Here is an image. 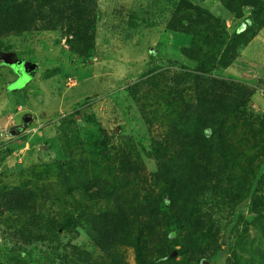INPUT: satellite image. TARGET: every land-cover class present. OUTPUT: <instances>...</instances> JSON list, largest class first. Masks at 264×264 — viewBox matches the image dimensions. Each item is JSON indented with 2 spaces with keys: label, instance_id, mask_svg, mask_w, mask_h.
I'll return each mask as SVG.
<instances>
[{
  "label": "trees",
  "instance_id": "trees-1",
  "mask_svg": "<svg viewBox=\"0 0 264 264\" xmlns=\"http://www.w3.org/2000/svg\"><path fill=\"white\" fill-rule=\"evenodd\" d=\"M219 1L233 18L242 20L245 30L230 36L225 21L198 0H176L167 31L185 37L187 46H178L186 60L181 67L185 71L158 73L161 68L155 67L127 89L128 99L135 101L140 114L141 128L146 129L141 135L150 142L147 155L156 162L157 172L151 180L138 176L131 182L124 175L143 164L136 159L137 152L128 150H122L119 171L100 164L95 172L96 160L110 157L106 148L100 152L87 135L63 163L37 167L38 173L54 174L57 181L22 191L0 180V242L4 248L16 246L30 253L37 251V243L49 241L48 249L54 245L61 252L55 255L59 264H125L129 249L136 254V264H235L230 256L240 231L237 208L251 196L257 197L264 184V176L258 173L264 170V147L258 149L261 160L244 163L248 170L237 161L240 152L234 139L247 126L250 133L261 130L251 138L260 146L264 115L252 108L256 85L240 84L214 72L229 68L264 29V0ZM99 18L98 0H0V55L12 73L6 86L19 79L11 67L27 60L16 59L6 39L63 31L70 50L89 61L94 58ZM204 57L206 63L200 62ZM191 68L192 76L185 77ZM171 80L182 84L168 83ZM161 120L175 122L166 138L153 129ZM87 121L92 129V122L99 124L95 118ZM229 121L232 128L226 131ZM99 126L95 130L100 143L106 145ZM88 134L92 136L93 131ZM208 202L212 208L205 210ZM78 226L82 242L65 239ZM246 232L243 228L240 239ZM258 262L264 264V258Z\"/></svg>",
  "mask_w": 264,
  "mask_h": 264
},
{
  "label": "rangeland",
  "instance_id": "rangeland-1",
  "mask_svg": "<svg viewBox=\"0 0 264 264\" xmlns=\"http://www.w3.org/2000/svg\"><path fill=\"white\" fill-rule=\"evenodd\" d=\"M175 1L98 0L100 18L96 47L94 58L89 61L70 50L63 31L25 33L5 40L11 47L8 51L15 53L16 59L29 61H20L11 67L19 79L7 87L12 73L2 63L0 55V180L4 186L26 191L35 189L37 183L57 181L54 174L38 173L37 167L63 163L67 153L71 154L80 147L87 135L97 143L100 152L106 148L110 157L98 158L93 166L95 172L100 164L119 171L122 150H128L133 154L137 152L136 159L143 164L139 170L131 168L124 175L131 182L138 176L151 180L157 172L156 162L147 155L150 142L141 135L146 129L141 128L140 114L135 101L128 99L127 89L155 67L161 68L158 73L185 71L181 67L186 60L178 52V46H187L185 37H175L167 31ZM198 1L203 8L225 21L224 27L230 36L245 30L242 20L233 18L219 0ZM245 16H249L246 10ZM200 62L206 63V58ZM191 70L184 72L185 77L192 76ZM214 75L240 84L256 85L252 108L257 114L264 115V29L229 68L222 71L215 68ZM170 82L178 86L182 84L174 80ZM6 89L11 92L10 96ZM15 89L26 91L14 95ZM70 117L75 118L63 125ZM89 118H95L101 125L106 145L100 143L96 131L100 129L99 124L92 122L90 125L96 130L92 129L87 124ZM174 126V121L161 120L153 129L161 138H166ZM231 128L232 122L229 121L226 131ZM92 131L91 136L88 133ZM260 132L250 133L247 126L236 132L234 143H237L234 145L238 144L240 152L237 161L245 169L251 170L244 165L245 162L263 158L258 150L264 147L262 137L257 142L260 146L251 141ZM71 141L73 144L69 148ZM9 148H12L11 153ZM258 173L264 176V170L260 169ZM122 175L119 173L120 177ZM263 195L264 184L259 186L257 197L251 196L237 208L241 215L240 231L234 237V250L230 256L235 264H259L258 261L264 258ZM2 196L0 189V202ZM208 203L205 210L212 208L211 202ZM156 223L155 218L153 225ZM243 228H247V232L240 239ZM77 231L73 230L70 236L66 234L65 239L81 243V226ZM50 245L49 241L44 245L37 243V251L27 253L23 249L20 252L16 246L4 248L0 242V264H59V257L55 256L59 249L54 245L48 249ZM175 247L180 249L179 245ZM64 248L65 245L60 250ZM176 255L174 252L173 256ZM136 263L134 250H126L125 264Z\"/></svg>",
  "mask_w": 264,
  "mask_h": 264
},
{
  "label": "clouds",
  "instance_id": "clouds-1",
  "mask_svg": "<svg viewBox=\"0 0 264 264\" xmlns=\"http://www.w3.org/2000/svg\"><path fill=\"white\" fill-rule=\"evenodd\" d=\"M27 61H29V60H27ZM32 61V60H31ZM17 62H20V61H17ZM14 91H19L18 89H15ZM23 93V92H22Z\"/></svg>",
  "mask_w": 264,
  "mask_h": 264
}]
</instances>
